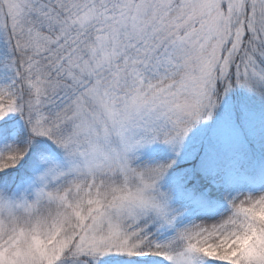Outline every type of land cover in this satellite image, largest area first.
<instances>
[{
    "label": "snow or ice",
    "instance_id": "1",
    "mask_svg": "<svg viewBox=\"0 0 264 264\" xmlns=\"http://www.w3.org/2000/svg\"><path fill=\"white\" fill-rule=\"evenodd\" d=\"M237 85L264 95V0H0V124L19 114L29 132L0 173L33 149L47 159L43 140L69 165L34 197H10L0 176V264H264V246L229 255L264 233V194L163 242L178 218L159 189L167 168L133 161L180 146Z\"/></svg>",
    "mask_w": 264,
    "mask_h": 264
},
{
    "label": "rangeland",
    "instance_id": "2",
    "mask_svg": "<svg viewBox=\"0 0 264 264\" xmlns=\"http://www.w3.org/2000/svg\"><path fill=\"white\" fill-rule=\"evenodd\" d=\"M15 115L19 114H13L11 117ZM25 132H28V127L25 119L19 115L5 138L0 141V153L14 148V142ZM259 159L264 160V131L254 127L250 112L244 111L241 121H236L230 95L224 97L219 110L217 108L213 110L211 118L201 120L194 125L180 146L173 147L162 142H156L138 149L133 154L135 166H164L167 168L159 183V189L168 196L169 204L178 217L176 227L165 230L157 238L167 242V240L175 237L177 230L193 224L219 222L232 214V201L238 202L249 196L257 197L264 194V183L254 188L241 184L235 187L236 184H233L228 189L226 183V175L230 171L231 165L239 163L243 167L253 162L256 164ZM179 164H185L182 170L189 167L190 173H200L197 178L199 188L205 194H215L216 197H220L223 205L219 209L208 212L192 205L183 197V178L178 176L175 179L174 176L180 171H173L174 167ZM169 165L170 167H168ZM21 166L22 162L14 169H19ZM68 166L63 150L61 155L55 156V158L48 157L45 159L41 156L29 170L32 177L27 176L26 179L18 181L17 186L9 191L8 195L19 199L23 195V189L30 186L29 196L34 197L35 191L42 186L41 177L49 168L58 167L61 170H66ZM230 189H232L231 193ZM255 216L261 223H264V207L257 210ZM153 235L156 234L153 233ZM262 246H264V233L253 230L229 255L233 257L253 256ZM40 247L45 255H49L58 251L60 244L57 239H54L41 244ZM209 254L213 253L209 252Z\"/></svg>",
    "mask_w": 264,
    "mask_h": 264
},
{
    "label": "trees",
    "instance_id": "3",
    "mask_svg": "<svg viewBox=\"0 0 264 264\" xmlns=\"http://www.w3.org/2000/svg\"><path fill=\"white\" fill-rule=\"evenodd\" d=\"M226 95H230L231 97L237 122L241 121L243 112L247 111L251 113V120L253 121L254 127L263 129L264 131V95L237 85L227 93L222 92L218 96L216 106L217 110L220 109ZM18 116L19 115H15L14 117H11L7 125L0 124V128L3 129V132L0 133V141L5 138L12 124H15L16 120L18 119ZM28 134V132L23 133L14 142V147L21 143V137H26ZM40 144L46 148L49 158H55V156H59L62 153V149L50 141L43 140L40 141ZM40 157L41 154L39 151L33 149V151H31L22 161V166L19 169H9L7 170L6 175L4 173H0V176H3V183L10 186L9 191H12V189L17 186L18 181L26 179L27 176L32 177V175L29 173V170L37 163ZM183 165L179 164L178 166L174 167L173 170L175 172L180 171V173H176L174 176L175 179H177L178 176L183 178V197L190 201L192 205L198 206L200 209L207 210L208 212H214L219 209L223 205V201L220 199V197H216L215 194H205L199 188L197 183V178L199 177L200 173L198 174V172H196L195 174H192L189 172V167L186 166V169L182 170V168H184ZM230 167V171L226 175V183L228 185L227 189L233 184H236L235 187L240 186L241 184L242 186L254 188L264 183V160L259 159L258 162L256 161V164L253 162L252 164L245 165L243 167L242 165H239V163L233 164ZM231 191L232 189H230V193Z\"/></svg>",
    "mask_w": 264,
    "mask_h": 264
}]
</instances>
